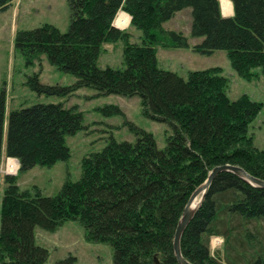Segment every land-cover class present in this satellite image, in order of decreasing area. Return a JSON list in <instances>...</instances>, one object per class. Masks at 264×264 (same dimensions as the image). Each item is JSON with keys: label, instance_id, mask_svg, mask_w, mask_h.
<instances>
[{"label": "trees", "instance_id": "1", "mask_svg": "<svg viewBox=\"0 0 264 264\" xmlns=\"http://www.w3.org/2000/svg\"><path fill=\"white\" fill-rule=\"evenodd\" d=\"M15 0H0V12ZM233 14L223 17L219 0H67L69 26L61 32L43 25L16 35L15 49L31 66L47 62L74 77L70 86L44 85L39 75L25 85L38 95L68 97L81 88L96 96L138 98L142 115L171 130L163 149L153 136L125 122L134 142L111 139L81 160L77 181H65L54 196L32 187L20 190L17 178L0 175V264H45L48 252L34 240L36 227L55 231L68 221L85 230L89 242L106 244L113 264H178L172 241L192 193L215 167L242 168L264 181V148L247 129L262 105L246 96L234 101L224 93L220 68L190 71L184 78L158 67L157 48L188 49L209 56L226 53L232 70L252 80L264 75V0H230ZM191 10L190 45L180 32L162 25ZM141 32V43L113 26L118 14ZM121 23V21L119 22ZM123 43V69L99 68L104 45ZM104 116L123 115L113 105ZM75 107L37 104L8 111L0 93V164L18 162L23 174L70 159L66 136L82 130ZM221 244L212 247V241ZM180 250L190 264H264V188L230 172L219 173L184 231ZM157 261V262H156ZM60 264V263H59Z\"/></svg>", "mask_w": 264, "mask_h": 264}, {"label": "rangeland", "instance_id": "2", "mask_svg": "<svg viewBox=\"0 0 264 264\" xmlns=\"http://www.w3.org/2000/svg\"><path fill=\"white\" fill-rule=\"evenodd\" d=\"M43 25H52L61 32L68 30L67 0H15L7 11L0 12V93L5 92L6 114L37 104H61L65 108L75 107L82 114L84 128L65 138L71 155L68 161L58 162L51 167L35 166L20 174L18 162L2 156V178L4 175L14 176L20 190L34 186L44 196H54L65 181L75 182L79 179L82 158L100 151L111 139L116 142L135 141L136 136L128 130L125 122L150 133L157 147L163 149L171 130L165 123L145 118L138 98L96 96V92L89 88L78 89L68 97L46 96L36 94L25 85L27 78L33 74H38L39 82L44 85L70 86L75 81L73 76L50 65L44 56L36 58L33 65H26L23 56L15 49L17 33ZM190 25L191 10L187 8L176 13L162 27L182 33L189 39L190 45H194L201 38H190ZM113 26L128 32L131 44L141 43V32L130 25L129 17L123 12H118ZM156 58L159 68L184 78L190 71L220 68V75L226 78L224 93L229 100L246 96L262 105L247 129V136L256 148H264V75L259 69L254 70L258 73L257 77L245 80L232 70L226 53L222 51L205 56L188 49L157 48ZM96 64L99 68L123 69V43L104 45ZM106 105L118 107L123 115L104 116L99 109ZM9 165H14L12 172L8 170ZM4 189V181L0 179V200ZM34 240L48 252L45 264H113L111 247L86 240L84 228L75 221H68L51 232L36 227ZM220 244L219 239L212 241L213 248Z\"/></svg>", "mask_w": 264, "mask_h": 264}, {"label": "water", "instance_id": "3", "mask_svg": "<svg viewBox=\"0 0 264 264\" xmlns=\"http://www.w3.org/2000/svg\"><path fill=\"white\" fill-rule=\"evenodd\" d=\"M222 172H230L236 175L237 177H239L240 179H242L247 184L251 185L252 187L264 188L263 180L250 176L242 168H239L236 166L224 165V166H219V167H215L214 169H212L209 172L208 177L205 180V182L202 185H200L190 196L187 204L184 207L180 220L176 226V229L173 235L172 248H173V253H174V256L178 264H190L181 255L180 241H181L182 235L184 231L186 230V228L188 227L190 221L193 219L195 213L199 209L202 201L204 200V197L207 193L208 188L210 187L212 180L219 173H222ZM198 197H200V199L198 203L194 205L195 200Z\"/></svg>", "mask_w": 264, "mask_h": 264}, {"label": "bare ground", "instance_id": "4", "mask_svg": "<svg viewBox=\"0 0 264 264\" xmlns=\"http://www.w3.org/2000/svg\"><path fill=\"white\" fill-rule=\"evenodd\" d=\"M219 2L221 3V8H222V11H223L224 14L226 12H228L229 14L233 13L232 5H231V3L229 1H227V0H219ZM13 166L14 165H9L8 166V170L10 172H12V170L14 169ZM199 199H200V197L196 198L194 205H196L198 203Z\"/></svg>", "mask_w": 264, "mask_h": 264}, {"label": "crops", "instance_id": "5", "mask_svg": "<svg viewBox=\"0 0 264 264\" xmlns=\"http://www.w3.org/2000/svg\"><path fill=\"white\" fill-rule=\"evenodd\" d=\"M221 14L223 17H231L233 13L229 14L228 12H226V14H224L223 11H221ZM9 160H14V159H9ZM14 161H16V160H14Z\"/></svg>", "mask_w": 264, "mask_h": 264}]
</instances>
